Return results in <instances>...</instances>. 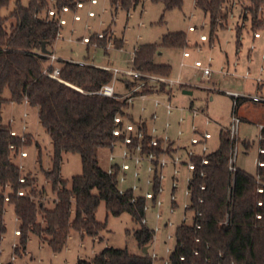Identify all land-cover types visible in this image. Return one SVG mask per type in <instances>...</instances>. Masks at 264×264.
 Returning a JSON list of instances; mask_svg holds the SVG:
<instances>
[{"label":"trees","instance_id":"16d2710c","mask_svg":"<svg viewBox=\"0 0 264 264\" xmlns=\"http://www.w3.org/2000/svg\"><path fill=\"white\" fill-rule=\"evenodd\" d=\"M84 1L29 0L24 6L22 0H15L14 8L4 16L2 11L9 7L11 0H0V237L7 229L4 219L6 207L12 206L20 229L19 247L15 254H19L20 248H27L31 235L38 236L48 243L53 252L59 253L73 231L93 238L106 229V224L96 218L97 210L104 202L108 215L118 217L129 213L140 224L133 236L142 253L132 254L127 249L107 246L91 259H78L77 264H153L150 253H144L154 238V232L142 224L146 217V200L141 195H135L130 188L120 194V165L110 164L107 169L102 168L100 151L108 149L110 157L115 145L122 146L124 134L115 136L114 131H124L126 122L134 124L142 133L141 139L134 135L128 148L135 152L141 146L143 156L153 153L157 160L163 154L173 157L179 150L175 146L176 141L170 140L164 150L163 140L151 134L147 120L138 122L128 114V97L123 98L118 91L114 97L97 93L112 82L110 72L94 65H79L59 59L62 81L43 73L48 55L54 53V44L64 26L60 25V19L84 8L88 3ZM144 1L109 0V3L116 11L129 13ZM150 1L162 4L165 11L182 9L184 5V0ZM235 1L195 0V8L209 16L211 36L218 29L227 27ZM249 1L251 4L246 9L250 12L253 26L255 30L264 31V18L260 16L264 0ZM79 3L83 7H78ZM50 12H54L53 15ZM95 16L94 13L92 17ZM247 17L244 16V20ZM10 20L14 22L8 24ZM102 35L94 34L89 43L96 42L99 47L106 48L109 40L107 31ZM236 36L240 43L239 27ZM43 43L47 53L43 52ZM186 47V33H169L160 43L137 48L132 69L147 75L172 77L171 66L157 63L155 57L162 49L182 50ZM144 81L124 79V91H132L130 97L134 98L149 94L169 95L167 85ZM183 89L186 87L180 90ZM26 102L29 107L38 109L39 123L52 144L51 169L45 172L51 191L57 196L51 208L42 202L46 191L36 187L37 179L30 174L22 177L15 162L20 150L30 146L29 141L26 142L20 134L12 136V126L3 123L2 109L5 104L21 105ZM117 117L121 118L120 123L115 122ZM154 138L158 141L157 146L151 145ZM245 145L248 146L247 143ZM37 148L38 161L41 162L42 152L39 146ZM233 148L230 131L223 130L218 149L205 156L208 164H201L202 156L194 159L196 168L191 174L189 207L186 210L192 222L176 227L175 243L167 264H264V127L261 129L255 175L237 166L234 172L229 169ZM68 153L80 155L83 165L82 174L74 176L70 182L61 176L63 156ZM154 166L153 191L156 195L159 184L157 161ZM110 168L112 173H109ZM21 178L24 182H20ZM19 192L24 195L18 196ZM150 204L154 205L155 199ZM174 206L179 208L177 203Z\"/></svg>","mask_w":264,"mask_h":264},{"label":"rangeland","instance_id":"374dc122","mask_svg":"<svg viewBox=\"0 0 264 264\" xmlns=\"http://www.w3.org/2000/svg\"><path fill=\"white\" fill-rule=\"evenodd\" d=\"M86 1L88 3L85 4L84 9L81 8L77 11L82 17L80 22L73 23L71 14L62 16V18L68 19V25L61 28L59 38L54 44L53 49L57 57L73 59L90 65H98L100 64L99 61L103 62L104 60L106 66L131 69L135 50L140 46L160 43L163 37L169 33H186L188 47L182 50L179 48L162 49L155 57L157 63L171 66L173 75L167 79H180L181 84H175L173 88H167L169 95H142L148 97V99L144 100L138 97L129 104L127 109L128 114L135 121L147 120L151 130L157 128L158 137H163L165 131H167L171 140L176 141L175 146L179 148L176 154L185 155V150L183 151L182 147L187 149L190 146V125L191 120H193L190 110L197 109L211 117L212 123L208 127V131L212 134V138L208 141V147L209 151L213 152L219 147L220 133L223 130H228L231 133L232 130V116L235 112L234 100L225 92L234 91L247 97L258 95L264 99V84L255 80L260 76L261 66L264 67V64L261 65L262 60L259 56L264 52V46H262L264 31L255 30L253 26L250 12L246 9L251 4L249 0H236L234 2V10L229 16L227 27L218 29L214 36H211L210 32L209 16L195 8L192 0H184L182 9L172 11H165L162 4L145 0L142 4L131 9L129 13L122 10L116 11L110 6L109 0H97L98 5H93L92 0L91 3L90 0ZM28 2L29 0H22L24 6H27ZM14 4L15 0H11L9 7L3 9L2 14L4 16L8 15L14 8ZM89 11H93L96 16L91 17ZM244 16H248V19L244 20ZM260 16L264 18V4ZM13 22V20H10L8 24ZM189 26L195 27L196 31H189ZM238 27L241 30L240 41L242 43L239 49L236 36ZM106 31L109 38L106 48L99 47L96 42L83 43V38H90L94 34H104ZM255 32L260 33L262 38L254 40L253 35ZM201 35H206L209 40L202 42L200 40ZM121 43L123 45L119 48L118 46ZM252 44L257 47L256 51H251ZM185 52H189L191 57L184 59L182 53ZM249 57L253 58L251 71L246 68ZM236 58L240 59L241 67L234 71L236 69L234 67ZM64 59L60 60L64 61ZM197 60L203 62L204 65L212 61L211 69L213 72L210 76H205L202 70L194 66ZM182 62L185 64L184 67H182ZM56 66H59V63ZM222 68L226 71L229 68L230 72H236V76L224 75L221 73ZM247 72L250 76L245 79L244 76ZM179 75H182V78H179ZM262 77L264 78V72ZM209 79H218V82L213 85V83H209ZM123 83L124 79L118 78L115 87L117 91L124 93ZM182 87H186V90L190 89L193 94L184 95L183 90H180ZM131 93L132 91L128 92L127 95H131ZM6 96H8V93H6ZM125 96L122 95L123 98ZM155 100L162 104L156 107ZM168 102L174 107L171 115L166 114L164 107V104ZM13 110V107L9 104L3 106V123L11 125L13 131L23 136L25 141L30 143V146H25L20 150L15 162L21 170L22 177L30 174L37 179L36 187L39 189L44 188L46 191V194L42 197V202L44 206L51 208L54 206L53 203L56 201L57 196L56 193L51 191L50 183L45 178V172L51 169L52 144L50 137L40 125L34 108L18 105L15 111ZM237 112L241 122L238 126L236 138L233 140L237 149L235 166L255 175L260 152V125L264 123V102L254 103L250 98H247L238 105ZM25 114H27V117ZM153 114H156L154 120ZM240 115L247 117V119L242 121ZM180 117L187 120L190 127L188 131L184 127L185 121L182 124L179 123ZM167 122L170 123V127L166 130ZM23 127H26L24 131ZM179 130L183 131L181 136L178 135ZM246 143L248 146L245 145ZM37 146L40 147L42 152L41 162L38 161ZM116 151H118V148ZM22 152H27L28 157H22ZM108 157L109 150L102 149L100 151V165L104 169L110 166ZM144 166L142 165L143 169ZM82 172L83 165L80 155L64 154L61 173L63 180L70 182L74 176L81 175ZM170 173L172 175L171 166L165 171L167 178L163 196L167 201L161 209L166 218L170 216L168 212V198H170L172 184ZM187 174L186 169H182L179 178L178 197L186 189L185 177ZM147 178L148 174L143 170L140 180H137L134 176V169H132L126 172L127 180L120 186L121 188L139 186L142 191H136V193H145L149 189L146 185ZM7 190L9 192L8 188ZM180 201L181 207L172 216L173 225L170 227L165 226L166 223L164 224L163 218L162 220L156 219V208L151 207L146 214L147 224L144 225L151 230L156 227L159 228L150 247H147V252L151 256L153 253L157 255L154 264H164L167 261L169 256L167 250L174 247L175 229L182 223V217L186 215L187 224L192 222L191 215L186 212L184 214L182 209L184 201ZM185 201H188V198H185ZM96 218L99 222L106 224V229L96 237L82 236L73 231L65 248L61 252L55 253L48 243L43 242L36 235H31L27 248L25 250L20 248L19 254L16 255L14 246L19 247L20 235H16L15 231L20 230L19 222L13 207L7 206L4 215L7 229L2 240H0V263L4 264L10 261L11 264H77L79 258L91 259L107 246L127 249L132 254L142 253L141 247L133 236V232L140 227V224L135 222L129 213H124L118 217L108 215L105 203L101 202Z\"/></svg>","mask_w":264,"mask_h":264},{"label":"built area","instance_id":"2783aa9c","mask_svg":"<svg viewBox=\"0 0 264 264\" xmlns=\"http://www.w3.org/2000/svg\"><path fill=\"white\" fill-rule=\"evenodd\" d=\"M93 4L97 3V0H92ZM78 7H83L82 3L78 4ZM64 11H68V8H64ZM54 12H50L51 15H53ZM92 16H94L93 12L89 13ZM75 20H80V16H75ZM66 24V20L64 18L60 19V25H65ZM195 27L190 26L189 27V31H195ZM99 37H102V34L98 35ZM253 37L255 39H259L262 37V35L258 32H255ZM59 38V37H58ZM200 40L202 42L207 41L208 37L206 35H201L200 36ZM89 38H83V43L87 44L89 43ZM252 49L255 48V46L253 45L251 47ZM184 57H189L190 53L189 52H185ZM263 60H264V55H263ZM59 58L57 57V55L55 53L49 54L48 55V64L45 66L43 73L51 78L60 80V67L56 66V64H58ZM72 63H76L79 65H88L84 62H78V61H74V60H69ZM100 69H103L105 71L110 72L113 75V80L110 84L103 86L97 93L102 95V96H106V97H114L116 95H118V92L115 88L116 82L118 80V78H123V79H144L146 83H153V84H165L168 86V88H173L174 85H178L181 84V80L180 79H167V78H162V77H157V76H152V75H147V74H143L141 72L135 71L132 68L131 69H120L117 67H109V66H97L94 65ZM182 66H184V64L182 63ZM194 66L198 69H201L203 74L205 76H210L212 74V69L209 65H204L203 62H201L200 60L195 61ZM52 68V70L50 69ZM264 72V67L261 66L260 68V76L255 79L256 82L258 83H263L264 82V78L262 77V74ZM221 73H223L224 75H232V76H236V72H230V71H226L224 68H222ZM250 74L249 72H247L244 76L245 79L249 78ZM228 96L232 97L234 100V109L235 112L232 116V130H231V139L234 140V138H236L237 135V130H238V126L241 122L239 116H238V105H239V101L240 100H245L247 98H250V100L254 101V102H264V99L258 96H253V97H247L243 94H240L238 92H234V91H226L225 92ZM128 97V104L132 103L136 98L134 97H130V95H126L125 98ZM139 98H142L144 100L148 99V97L146 96H139ZM27 104V102H26ZM162 103L159 102L158 100H155V106L159 107ZM165 110H166V114L167 115H171L174 107L173 105L168 102L166 104H164ZM191 116H192V124H191V138H190V146L185 149V155H181V154H175L173 157H169L166 154H163L161 158H159L158 160L156 159L155 155L153 153H150L146 156L141 155V146H138L134 151H132L131 149L128 148V145L132 144L133 141V137L134 135H136L139 139L142 138V133L137 131V128L134 124L130 123V122H126L125 126H124V131H121L120 129H116L114 131V135L115 136H120L122 134H124L125 138H124V142L122 144V146L116 147L115 145V151L112 152L110 154L109 157V161L111 165L114 164H119L120 168H121V174H120V178H119V192L120 194H124V192L127 189H132L135 193V195H141L145 198L146 200V205H145V213L147 214V212L150 210L151 207L156 208L157 213H156V219L157 220H162L163 218V214L161 212L162 207L164 206L165 203V198H164V193H165V180H166V174L165 171L167 168H169V166L172 167V184H171V194H170V208L168 210V212L170 213V216L168 218V220L166 221V226H172V216L176 213L177 208L174 206L176 203L179 205V201H178V191H179V178L181 175V171L182 169H186V171L188 172V174L185 177V182H186V189L183 191L184 197L188 198V201L184 200L182 209L184 211V214L187 210V208L189 207V196H190V190H189V184L190 181L192 179V171L195 170L196 168V162L194 161V159L198 156H202V165H206L208 164L207 159L205 158L206 155H208L210 153L209 151V147H208V141L212 138V134L210 133V131H208V127L211 125L212 123V119L209 115H206L204 112L197 110V109H192L190 110ZM26 116V114H25ZM153 120L156 119V114H153ZM185 120L183 117H180L179 119V123H183ZM115 122L116 123H120L121 122V118L117 117L115 118ZM200 123V124H199ZM201 127H200V126ZM170 127V123L167 122L166 123V130ZM263 128V127H262ZM261 128V129H262ZM26 129V127H23V131ZM17 133L15 131L11 132L12 136H15ZM151 134L152 135H157V130L156 128H153L151 130ZM183 134V131L179 130L178 131V135L181 136ZM24 138V137H23ZM161 140H163L164 143V150H166L168 142L171 140L170 136L167 134V131H165V134L163 137H159ZM157 139L154 138L151 142L152 146H157ZM235 144V142H234ZM114 147V145H113ZM118 148V151H116V149ZM183 150V151H184ZM262 152V151H261ZM236 154H237V149L234 146L233 151H232V155H231V159H230V166L229 169L234 172L236 170V166H235V159H236ZM22 157H28V153L27 152H22L21 153ZM157 161L158 162V171H157V178L159 181L158 184V188H157V193L155 195V192L153 191V186H154V177H155V173H156V169L154 166V162ZM142 165L144 166V169L142 167ZM132 169H134V176L137 180H140L141 178V172L144 170L147 172L148 174V178L146 180V185L149 187V189L145 192V193H136V191H142L141 187L139 186H133V187H127V188H121L120 184L125 183L126 182V172L131 171ZM109 173H112V168L109 169ZM20 182H24V178L20 179ZM202 189H204V187H202ZM24 193L23 192H19L18 196H23ZM5 200L8 201L9 198L7 196V194L4 195ZM155 199V204L151 205L150 202H152V200ZM135 201V199H133V202ZM181 207V205H180ZM187 221V217L186 215H184L182 217V223H186ZM142 224H147V218L145 217L142 221ZM154 232V237H155V233L159 231V228L156 227L154 230H152ZM16 235H20V231L16 230L15 231ZM169 238H171L169 236ZM14 248L16 249L17 246L15 245ZM171 249L167 250V253H170ZM152 260H153V264L155 259H157V255L155 253L152 254ZM14 260V257H13ZM1 264V263H0ZM164 264H167V261L164 262Z\"/></svg>","mask_w":264,"mask_h":264},{"label":"crops","instance_id":"0c3cea01","mask_svg":"<svg viewBox=\"0 0 264 264\" xmlns=\"http://www.w3.org/2000/svg\"><path fill=\"white\" fill-rule=\"evenodd\" d=\"M192 3L195 5V2H194V0H192ZM92 5V4H91ZM95 5H98V1H97V4H95ZM84 9V8H83ZM89 12H93V11H89ZM75 16H80V18H81V20H82V17H81V15H79L78 14V12H76V13H74V14H71V17H72V21H73V23H77V22H80V21H78V20H75ZM65 20H66V24L64 25V26H67L68 25V19L67 18H65ZM64 26H62V27H64ZM190 27V26H189ZM196 31V30H195ZM194 32V31H193ZM61 38V37H60ZM254 38V37H253ZM262 38V37H261ZM260 39V38H259ZM209 40V39H208ZM254 40H258V39H255L254 38ZM204 42H207V41H204ZM211 43V42H210ZM212 44V43H211ZM255 46V44H252L251 45V47L252 46ZM240 46H242V43H241V41H240V43H238L237 42V47H238V49H239V47ZM262 46H264V40H263V42H262ZM256 49H257V47L255 46V48L254 49H252L251 50V48H250V50L251 51H256ZM124 50V49H123ZM237 52H238V50H237ZM182 54H184V53H182ZM263 54H264V52L262 53V55H260L259 54V56L261 57V65H263L264 64V60H263ZM182 57L184 58V59H188V58H190L191 57V54H190V56L189 57H184V55H182ZM59 59H64V58H60V57H58ZM96 59V58H95ZM94 59V60H95ZM64 60H73V59H64ZM98 60V59H97ZM103 60V59H102ZM103 62H104V60H103ZM102 61H99L98 63H100V64H98L97 66H106V64H105V62L103 63ZM248 63H247V66H246V68H249V71H251V69H252V67H251V65H253V58L251 59L250 57L248 58V61H247ZM133 63V62H132ZM183 63V62H182ZM181 63V64H182ZM211 63H212V61H210L209 63H207L206 65H209L210 67H211ZM227 63H228V65H229V60H228V57H227ZM159 64H163V63H159ZM184 64V63H183ZM184 66H185V64H184ZM184 66H182V67H184ZM116 67V66H115ZM234 67L236 68V69H234V71H237V68H239V67H241V65H240V59L239 58H236V62L234 63ZM118 68V67H117ZM130 68H132V64H131V67ZM201 70V69H200ZM228 71H230V69L228 68L227 69ZM179 78H182V75H179L178 76ZM218 82V79H209V83H213V85H216V83ZM226 82V81H225ZM200 87V86H199ZM213 87V86H212ZM211 87V88H212ZM116 88V87H115ZM210 88V87H209ZM213 89H215V88H213ZM117 90V89H116ZM186 89H183V92L185 91ZM187 91H191L190 89H188ZM119 93H121V94H124V95H127L128 93L127 92H122V91H118ZM192 92V94H193V91H191ZM184 95H189V94H185V93H183ZM191 94V95H192ZM254 96H258V95H254ZM250 97H253V95L252 96H250ZM258 97H260V96H258ZM241 101H244V100H240V103H241ZM252 101V100H251ZM252 102H254V101H252ZM254 103H259V102H254ZM21 105H23L24 107H29L26 103H24V104H21ZM9 106H11V107H13V111H15V108L18 106L17 104H15V103H10L9 104ZM35 110H36V114H37V116H38V109H36V108H34ZM14 114V113H13ZM239 114V113H238ZM26 117H27V114H26ZM240 117H241V119H242V121H244V120H246L247 119V117H244L243 115H240ZM185 122L187 123H185V125H184V127H185V130H189L190 129V127H189V125H188V122H187V120H185ZM189 124H190V121H189ZM191 124H192V120H191ZM200 124V123H199ZM191 126V125H190ZM200 126V125H199ZM261 126V128L262 127H264V123L263 124H261L260 125ZM201 127V126H200ZM156 130H157V128H156ZM167 175V174H166ZM170 175H171V173H170ZM171 177H172V175H171ZM167 178V177H166ZM166 188V187H165ZM184 191V190H183ZM183 191H182V194H181V198L180 197H178V201H179V208H177V210H176V212L180 209V200H185V197H184V194H183ZM165 194V193H164ZM168 199H170V198H168ZM166 198H165V203H166ZM169 201V200H168ZM169 208H170V201H169ZM169 210V209H168ZM176 214V213H175ZM174 214V215H175ZM168 218H169V216H167V218L166 217H164V215H163V221H164V224L166 223V221L168 220ZM2 238L3 237H0V240H2ZM80 259V258H79ZM4 264H11V262L10 261H7V262H5Z\"/></svg>","mask_w":264,"mask_h":264},{"label":"water","instance_id":"95a60500","mask_svg":"<svg viewBox=\"0 0 264 264\" xmlns=\"http://www.w3.org/2000/svg\"><path fill=\"white\" fill-rule=\"evenodd\" d=\"M45 45H46L45 43L42 44L43 52H44V53H47V50H46V48H45ZM183 93H185V94H189V95L192 94L191 91H187V90H185ZM144 253H147V248L144 249Z\"/></svg>","mask_w":264,"mask_h":264}]
</instances>
